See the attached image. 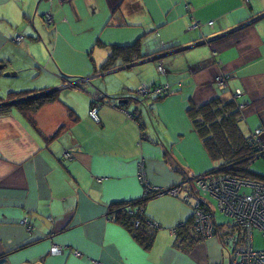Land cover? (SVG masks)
Segmentation results:
<instances>
[{
  "label": "crops",
  "instance_id": "obj_1",
  "mask_svg": "<svg viewBox=\"0 0 264 264\" xmlns=\"http://www.w3.org/2000/svg\"><path fill=\"white\" fill-rule=\"evenodd\" d=\"M78 1L0 0L1 99L12 93L38 92L39 88L59 89L76 79L89 80L72 90H59V101L43 106L29 118L15 108L0 117V264H230L229 249L221 239L226 230L217 219L219 228L212 238L200 240L191 229L189 239L184 233L175 236L174 228H183L191 220L192 206L201 201L191 179L212 169L186 111L174 112L176 125L172 128L179 140L173 139V145L164 140L162 128L158 129L161 122L153 109L158 101L147 103L157 128L144 113L135 112L142 116L143 136L148 142L140 140L131 106L120 109L98 104L99 123L92 122L88 113L91 99L120 96L122 101L142 85L171 86L176 91L171 96L177 95L180 105L187 108L218 95L230 99L239 92L235 101L245 106L240 127L248 128L250 135L252 128L262 125L259 117L264 111V17L256 19L264 14V0H162L181 6L179 16L190 37L176 41L161 36L148 51L141 52L142 60L118 63L117 71L109 75L152 65L137 69L134 79L121 81L105 79L114 69L102 77L93 76L108 53V45L100 42L98 33L96 43L104 51H98V57L90 55L96 48L89 52L83 45H75L77 32L66 9L68 3ZM125 1L85 0L94 5L93 14L95 5L102 9L104 4L110 19ZM138 1L149 6L155 0ZM47 13L53 18L50 25H45ZM151 18V32L170 23L166 17ZM193 21L199 25L197 29L192 28ZM250 21L253 23L226 35ZM209 23L213 25L209 27ZM214 36L219 38L200 46L207 47L204 60H176V55H171L145 62L166 53H156L164 47L191 46L200 37ZM20 37L21 41L15 42ZM69 52L79 55L82 71L67 68L78 67L66 63ZM158 67L163 68V74L158 73ZM219 76L226 78L223 91L217 87ZM164 124L168 130L169 125ZM109 128H130L136 142L139 134V148L134 146L129 153L125 142L112 140ZM186 142L194 146L191 161L178 148ZM66 152L71 158L64 157ZM140 173L153 188L184 185L180 196L160 195L144 207L151 229H156L148 249L110 218L113 204L141 199L145 184ZM24 219L32 227L30 233L20 224ZM189 240L193 243L188 244ZM56 248L60 251L53 252Z\"/></svg>",
  "mask_w": 264,
  "mask_h": 264
},
{
  "label": "trees",
  "instance_id": "obj_2",
  "mask_svg": "<svg viewBox=\"0 0 264 264\" xmlns=\"http://www.w3.org/2000/svg\"><path fill=\"white\" fill-rule=\"evenodd\" d=\"M112 21L113 18L109 20L108 26H111ZM206 38L207 37L205 38L200 37V39L195 40L194 43H197L201 40H205ZM139 46L140 45L138 40L136 41L135 44L125 47H121L117 45H112V46L108 45L107 46L108 53L106 59L102 63L100 68L97 70L98 72L94 70L95 71L94 73L98 75L113 70L118 66V63H120L119 65H124V64L129 65L142 60L144 58V55L141 53ZM171 47L174 48L175 46L164 47L163 50L157 51L156 53L166 52L168 50L173 49ZM214 56L215 54H213V57ZM142 86H146V85H142ZM156 87L158 86L153 85L149 89H153ZM49 91L50 90H44L41 92L12 93L9 94L7 99L0 98V103L19 101L13 106L0 107V117L7 115L12 110V108L17 109L18 112L25 117L28 118L31 117L32 115L37 113L43 106L59 101V91H50V92ZM173 91L174 93H176L175 90ZM38 93H44V94L41 95L40 97L29 98V96ZM169 96L171 95H167L160 99H154L148 97L146 99H142L145 101L146 104L144 115L146 116V118H148V120H150L151 123L155 119L152 116L153 114H151V110H152L151 105L147 106V103L150 100L161 101ZM236 98L237 97L235 95L230 99L222 95H218L212 100L200 104L199 106L190 104L189 107L186 109V116L192 125L193 131L199 137L202 147L205 150L213 166L212 169L205 175L217 174V175H226L234 179L239 178V179H247V180H256V179L261 180L264 176L253 174L248 170L249 164L253 162L256 158L262 159L261 144L252 140L249 134L247 135L242 131L240 127V124L242 123L241 111L239 110L240 105L238 106V103L235 101ZM116 99L117 97L114 96L106 97V98H98L97 100L91 99L89 113L92 109L95 108L98 117V109H99V107H97L98 104H103V105L107 104L111 106L113 105L122 109L123 106L117 105L115 101ZM124 108H126V106H124ZM70 113L71 115H73L72 112ZM261 113L262 114L260 115L259 118L261 120L262 125L256 130H264V111ZM141 117H142L141 115H136V113L132 115V119L134 118L138 122V128L141 132L140 140L141 141L146 140V142H148V137L143 136L144 125L142 123ZM89 118L91 119L92 122L95 123V121L92 120L90 115ZM153 124L156 125L154 122ZM65 154L70 155L69 152H66ZM192 181L193 180L191 179V182ZM147 187L151 189H157L151 187L150 185L149 186L145 185L144 186L145 191L141 199L130 202H121V203L113 204L110 209V218L116 221V223L121 224L128 232H130V234L136 240H138L141 243V245H143L145 248L148 249L152 245L156 229L155 228L151 229L152 222L145 215L144 207L146 206L149 200L154 199L160 195L161 196L168 195L169 191L172 190L173 188L157 189L159 190V192L157 191L155 192V191H150L149 189H147ZM216 208H217V202H216ZM207 211L209 212V210ZM192 220L193 219L191 216V220L183 228H179V226L175 227L174 228L176 229L175 236H183L181 235V233H184L186 236L185 239H189V234L191 233L188 230L189 229L193 230ZM230 225H231V220H230ZM216 226L217 228H219L217 223ZM228 227L230 228L231 226L228 225ZM192 243L193 241L189 240L188 244H192Z\"/></svg>",
  "mask_w": 264,
  "mask_h": 264
},
{
  "label": "rangeland",
  "instance_id": "obj_3",
  "mask_svg": "<svg viewBox=\"0 0 264 264\" xmlns=\"http://www.w3.org/2000/svg\"><path fill=\"white\" fill-rule=\"evenodd\" d=\"M170 1L172 2V0ZM156 2H159V5L153 6ZM102 6L103 8L101 9L99 5H95V14H93L92 9L94 8V5L86 4L85 0H79L76 3L70 2L67 4V9H66L67 15L72 21L74 28L77 32L76 37L78 38V41L75 42V45L76 46L83 45L84 47H86L85 50L88 49L89 52H91L93 47L96 48V53H94L93 55L90 54L91 58L98 57V51H100L102 54L104 53V51L100 49L101 45L96 43V40H97L96 33L99 34L98 39L100 40V42L106 46L107 45H111V46L117 45V46L125 47V46H130V45L135 44L136 41L138 40L139 45H140L139 48L142 53H145L152 46H154L155 42L158 41L157 39H159L161 36L164 38H171L172 40L181 41L183 38L187 39L191 35L190 32H187V28L184 27L183 19H181V17L179 16L181 6L180 7H178L177 5L170 6L167 3H163L162 0H158V1L155 0L153 2L151 1L149 3V6H144L138 0H126L125 2H122L121 6L115 13V16L113 17L114 20L112 21L111 26H107L109 23V19H110L108 16L109 15L108 10L106 9V6L104 4ZM152 15H154L157 18L166 17V20L169 21L170 23L168 25L162 26L161 28H159L158 30L154 32H151V30L154 29L152 28L151 26L152 24L150 22V19L152 20L151 18ZM52 19L53 18H52L51 13H47L44 18L45 25H50V23L52 22ZM123 21H125L126 23H124ZM63 30H65L64 27H63ZM90 38H93V39H91L92 40L91 44L88 45L89 42L91 41L89 40ZM17 39L20 40L21 38H17ZM194 39H197V38H194ZM206 48H207L206 46L200 47V48L194 49L193 51H188V52L176 55L174 56V58H176V60H182L183 58L188 59V60L197 59V61L204 60L206 59V54H205ZM86 58L89 59L88 56ZM65 59H66V63L69 65L70 64L78 65V67H67L73 70L74 72L82 71L84 69V66L81 64V60L78 54L69 52L65 55ZM101 65H102V62L98 66V68H96V71L100 68ZM144 66H152V65L150 64L141 65L139 67H135L128 71L126 70V71H122V72H119L113 75H109L105 79L107 80L108 78H111L114 81L115 80L121 81V80H125L128 78L134 79L132 74L137 69H139L140 67H144ZM62 74L68 76L64 72H62ZM155 78L157 79V75H155ZM35 81H39V79H36ZM66 84H68V82H65V85ZM73 84L78 85L79 87V86L86 85L87 81H86V78H83L81 80L76 79L73 82ZM74 88H77V87H70V90ZM54 89L56 88H52L49 90H54ZM41 90H44V88H39V91ZM176 96H169L161 101H158L157 104L153 106V109H155L156 113L159 116L160 122H161L159 125L160 128L158 129L161 130L162 128L164 140L167 141L169 145L175 144V141H173V139L179 140V138L175 137V131H174V128H172L176 125L175 120L173 119L174 112H176L177 110L186 111L187 109V105L186 106L180 105V99L176 98ZM60 100H61V97H60ZM144 121L147 124L146 119H144ZM164 122L166 123V125H169L168 130H166L167 126H165ZM241 129L245 134L249 133L248 128H241ZM255 130L256 128H252V130H250L251 131L250 133L254 132ZM109 134L112 140L117 141V142H125L127 146V147L125 146V148L129 153H133L129 150H132L134 146L139 148L138 146L139 134H138V138L136 142V140L133 139L134 137L133 131L130 128H109ZM196 137L198 138V140H200L197 134H196ZM176 147L177 145L173 146V148H176ZM193 147L194 146L192 143L186 142L183 145H180L178 148H180L182 151V154L185 155L184 158L191 161L193 157ZM211 168H212V165L210 163L209 170ZM248 168H249L248 169L249 172L264 176V160L263 159L256 158L253 162L249 164ZM199 176H202V175H199ZM199 176H196V177H199ZM196 177L192 178L193 184H195ZM181 186H184V185H181ZM181 186H177L175 188H182ZM197 195L200 197L201 201L206 202L211 207L214 213L215 219H217L220 222V224H223V227L226 230L225 232L226 234L230 230L228 227V225L230 226V219L222 215L217 210L216 201L210 195L207 196L198 191H197ZM183 205H186V204L183 203ZM225 234L221 236V239L227 236ZM196 237L199 238L200 240H205L198 236ZM206 239H209V238H206ZM253 244L256 250H264V238L258 232L254 233Z\"/></svg>",
  "mask_w": 264,
  "mask_h": 264
},
{
  "label": "built area",
  "instance_id": "obj_4",
  "mask_svg": "<svg viewBox=\"0 0 264 264\" xmlns=\"http://www.w3.org/2000/svg\"><path fill=\"white\" fill-rule=\"evenodd\" d=\"M212 25L213 23L208 24L210 27ZM192 28H198V24L193 22ZM21 39H16L15 42H20ZM157 71L161 74L164 73L162 67H158ZM216 83L219 90L223 91L226 88L224 76H219ZM67 87L72 86L67 84ZM172 94L174 91L169 85H161L153 89L141 86L137 91V95L141 97L154 99ZM238 95L239 92L235 94L236 97ZM244 109V105L239 106L240 111ZM89 115L95 123L99 122L95 108L90 111ZM250 138L261 144V158L264 160V130H255L250 134ZM70 157L69 154H65V158L69 159ZM139 179L147 185L142 173L139 174ZM193 187L196 191L210 195L216 200L217 210L231 220L230 230L225 234L227 236L222 239L229 248L230 264H264V250H256L253 244L255 232L264 238V177L261 180H247L210 174L197 177ZM147 189L159 192L157 189L149 187ZM181 191L182 188H174L169 191V194L178 197ZM184 200L187 201V197ZM191 211L193 232L196 236L206 239L217 233L214 213L206 202L197 201ZM20 224L26 228L27 232L32 231L27 219L22 220ZM58 251L60 250L56 248L53 252Z\"/></svg>",
  "mask_w": 264,
  "mask_h": 264
},
{
  "label": "water",
  "instance_id": "obj_5",
  "mask_svg": "<svg viewBox=\"0 0 264 264\" xmlns=\"http://www.w3.org/2000/svg\"><path fill=\"white\" fill-rule=\"evenodd\" d=\"M263 17H264V14L262 16H259L256 19L257 20H260ZM251 23H253V21H250V22H248V23H246V24H244L242 26H239V27H237V28H235L233 30L228 31V33L226 35L231 34V33L235 32L237 30H240V29L248 26ZM220 37H222V36H220ZM217 38H219V37H215L214 36V37L206 38L205 40H201V41H199L197 43H194L191 46H185V47H180V48L179 47L178 48H173L171 50H168L164 54L157 55V56H155L153 58L147 59V60H145V62L151 63V62H154L156 60L162 59V58L167 57V56H171V55L174 56V55H177V54H181V53H184V52H186V51H188V50H190L192 48H196V47L203 46L206 43L212 42L213 40H215ZM128 67H131V66H128ZM2 69H3V67H0V70H2ZM124 69H126V67H120V70H124ZM116 71H117V69H114L111 72H108V73L105 72L106 74L105 73H102L100 76L102 77L104 74L105 75H109V74H112V73H114ZM5 76L9 77L10 74H5L4 77ZM86 81H87V83L89 82L88 79H86ZM73 82L74 81L68 82V84H70L72 87H76L77 85H74ZM66 88H68L67 87V84L65 86H61V88H59V89H54V90H50V91H59V90L66 89ZM94 89H99V88H94ZM43 94L44 93L33 94V95L29 96V98L40 97ZM133 94L134 95H127L125 98H122L123 99L122 101L120 100L121 98L119 99L120 96H117V99L115 100L116 103H117V105H119V106H126V107H130L131 106L133 108V111H132L133 114L136 111H138L139 114L144 113L146 104H145V101L142 100V99H146V97H141V96L137 95L135 91H134ZM18 102L19 101H11V102H6V103H0V107L13 106V105H15ZM132 113H131V115H132Z\"/></svg>",
  "mask_w": 264,
  "mask_h": 264
},
{
  "label": "flooded vegetation",
  "instance_id": "obj_6",
  "mask_svg": "<svg viewBox=\"0 0 264 264\" xmlns=\"http://www.w3.org/2000/svg\"><path fill=\"white\" fill-rule=\"evenodd\" d=\"M95 75H97V74H94L93 76H95Z\"/></svg>",
  "mask_w": 264,
  "mask_h": 264
}]
</instances>
